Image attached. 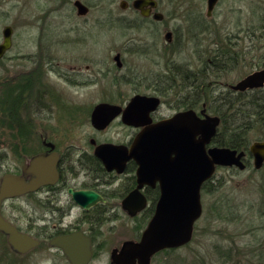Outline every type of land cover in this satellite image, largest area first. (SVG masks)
Listing matches in <instances>:
<instances>
[{"label":"rangeland","instance_id":"rangeland-1","mask_svg":"<svg viewBox=\"0 0 264 264\" xmlns=\"http://www.w3.org/2000/svg\"><path fill=\"white\" fill-rule=\"evenodd\" d=\"M73 1L0 0V41L2 30L6 26L13 28V46L8 55L16 56L13 61L16 67L10 70L23 73L30 68L31 84L47 92L43 117L37 119L38 115H34L33 120L37 128L41 126L46 131L48 141L57 142L61 149L68 147L71 162L83 154L91 155V139L97 143L126 144L136 133L117 120L103 131L94 130L90 114L96 103L112 96L129 98L134 92L156 94L161 100L158 115L171 116L188 104L184 97L194 99L186 92L189 88L184 87L185 82L180 80L179 73L186 70L199 76L206 74L208 78L201 101L207 115L216 117L214 111L217 109L224 112L225 121L219 123L216 135L219 132L222 139L229 137L231 132L239 133L238 125L243 124L242 133L249 146L262 140L263 128L258 120L264 122V118L256 117V98L264 101V89L226 98L222 97L223 89L216 83L236 85L250 73L264 70V0H222L214 12V20L208 25L209 31L203 36H192L188 32L185 0H162L160 11L165 19L154 34L146 29L114 28L110 18L135 17L130 10L124 12L119 8L120 0H89L92 2L90 14L82 19L77 17ZM251 19L254 24L248 25ZM237 25L245 30L248 26L252 30L254 27V35L248 39L241 34L234 47L238 53L233 52L225 63L231 70L210 77L205 62L211 63L215 58L209 54L205 56L203 46L221 41L228 44L224 38ZM165 27L178 29L173 44L164 40ZM115 52L124 58L127 67L123 74L128 78L127 82L122 80L117 85L111 83L113 78H120L116 72H107L104 65L97 64L99 58L105 59L106 55L105 61L110 62L109 55L112 58ZM27 55L43 58L48 55L56 72H50L49 67L40 71L33 63L27 66L24 60ZM7 60L2 64L8 69ZM89 60L94 61L89 74L97 81L83 90L68 86L66 79L71 76L72 68L84 70ZM51 97L54 100H50ZM38 145H34V151ZM122 180L115 181L116 199L109 202L110 206L117 207L115 215L100 225L96 252L90 264H108L111 251L135 240L136 232L144 227L140 226V217L131 219L121 209L119 197L125 187ZM211 183L210 192L203 193L201 189L203 214L196 223L192 242L156 255L151 264H264V167L255 170L249 160L243 171L235 167L218 168ZM78 213L77 209H72L69 220L76 219ZM44 257L50 264L51 256Z\"/></svg>","mask_w":264,"mask_h":264},{"label":"flooded vegetation","instance_id":"flooded-vegetation-1","mask_svg":"<svg viewBox=\"0 0 264 264\" xmlns=\"http://www.w3.org/2000/svg\"><path fill=\"white\" fill-rule=\"evenodd\" d=\"M134 1L136 0H120L119 8L124 12L130 10L135 15V17L132 19H127L122 16L112 17L110 18L111 24L114 25V28H122V26H125L127 28H136L138 30L146 29L148 31H153L154 34V30H156L165 19L164 14L160 11L162 7V0H152L153 2H149L148 4L144 5L141 10L135 9L133 7ZM75 2H79L86 9L84 14L81 15L78 13L77 8L74 6ZM221 3L222 0H217L211 8L209 14V0H185L184 8L187 11L186 25L188 32L192 36L195 34H198V36L205 35L204 33L209 31L208 25L214 20V12L221 5ZM91 5L92 2L89 0L73 1V7L75 9L76 15L81 19L86 18L90 14ZM204 9L206 11H204ZM129 20L131 21L127 22ZM252 21V19L251 22L249 20L248 25L250 23L253 25L254 23H252ZM262 26H264L263 22ZM10 28L12 30L11 46L0 56V186L3 177L11 175L19 178L20 186L18 187L17 185H14L13 189H17V192L21 193L2 200L0 205V215L19 233L31 237L32 239L36 240L38 244L23 253L15 251L8 244L7 235L0 231V264H40L38 262L39 260H44L41 262V264H47L46 258L44 257L47 254L51 256L50 264H72L65 257L63 251L60 248L53 247L50 243L55 238L68 236L77 232H81L85 237L90 239L91 258L87 263L90 264L93 261V257L96 252V237L97 234H99L100 227H102L100 225L105 223L108 217L115 215L114 213L116 210H114V208L117 207L109 205L111 200L116 199L115 181L121 180L120 182H122V178L125 181L124 191L119 197L121 199V205L122 200L137 187V165L133 160H130L126 163L122 173L119 174L116 171L108 172L102 163L94 156L95 147L104 143H97L95 140L91 139L89 141V144L93 147L91 155L83 154L81 157L71 162L68 147L61 149L57 142L48 141V135L46 131L41 126L37 128V125L33 120L36 115H38L36 117L37 119H42V114L45 110V104H47V92L45 89H42L41 87H34V85L31 84L32 70L30 68L25 70L23 73L10 70L11 67H16L13 62L16 56L10 57L8 55L11 53L13 46V28ZM164 30L165 42L167 44H173V40L175 41L176 36H178V29L172 27L171 30H169L167 27H165ZM254 32V27L252 30L251 27L248 26L245 30L240 29L237 25V28L230 32L228 31L224 38V41L227 40L228 44L221 41L220 43H213L211 46L206 45V47L203 46L202 52L205 54V56L209 54V57L219 60L217 62L220 63L217 66L216 71L221 75L226 74L231 70V67H225L227 65L224 63L223 57L225 56L227 60L230 58L233 52H236L234 47H237L236 43L239 42V38L241 39V34L244 38L247 37L248 39H251V35H254ZM2 43L3 34L0 45ZM236 53H238V51ZM110 57L111 54L109 55V59H111L110 62L105 61L107 55L105 59L98 57L102 61L99 60L97 64L104 65V67L107 68V72H116L115 75L120 77L117 79L114 76L115 78H113L111 81L113 85L119 84V82L122 80L127 82V75L123 74V71L127 67L124 58L121 57L119 52H115V54L112 55V58ZM25 58L26 59L24 60H26V64H28L27 66L31 67V64L33 63L34 67L40 68V71H42L44 67H49L50 72H56L55 67L51 66V58L48 57V55H46L44 58L39 57V55L35 57L27 55ZM6 60L8 63V69L2 64V62ZM102 62H104V64ZM106 62H108L110 65H108ZM87 63L88 64L85 65L84 70L81 68L76 69L77 67L72 68L71 76L66 79L68 86H73L78 90H83L87 89L92 83H94V81H97L96 77H91V74H89L91 72V68H94L93 65H91L94 63V61L89 60ZM207 63L208 61L206 60L205 67ZM171 69L172 67L168 68L169 74H171ZM253 73H250L249 75ZM170 78L171 76L168 77L169 81L171 80ZM201 79V82H203V85L201 86L202 90L204 88V82H206L207 86L206 74H204ZM157 84L159 85L158 82ZM217 84L223 89L221 91L222 97L226 98L230 96L234 97L250 95L264 89L263 86L262 88L258 89L234 91L231 89V86L233 85L229 83L217 82L216 85ZM153 86L156 87L154 84ZM186 92L192 94L194 99L191 100L189 97H184L183 99L188 104H186L187 108H184L181 111L193 110L197 118H203L204 115H207L205 106L203 103H201L203 98L201 96L198 97L196 91L190 90ZM203 93L204 91L201 92V95ZM135 96H145L148 98H157L159 100V106L157 109L149 114L152 123L170 118L177 113L176 112L168 117L158 115L161 100L156 94H139L134 92L129 98H123L120 96H118V98L114 96L111 98H103L94 105L91 114L96 106L102 104L117 106L120 107L121 110H124ZM50 100H54V98L51 97ZM199 103H201L200 108H198ZM217 117L221 122L222 117ZM116 120L122 123L121 113L116 116L111 121V123ZM125 126L134 129V131H136L135 135L141 130L140 127L135 128L133 126ZM134 136L126 144L118 145H125L129 147ZM91 141L94 143L92 144ZM261 141H264V131L262 133V140H258L256 142ZM37 143L39 144L38 148L34 151V145ZM209 147H214L212 141L208 145V148ZM237 152L244 153L242 161L245 164V169L249 165L248 157H250L253 165V158L249 153V148L247 152ZM53 153L58 155V162L56 166L58 178L53 183H36V175L38 171L31 166V161L33 158L39 155L49 156ZM84 158L89 159L88 161L91 160V162L97 160L101 167L93 168L85 166L81 162L85 160ZM75 163L77 164L75 165ZM263 167L264 163L262 168ZM112 177L115 178L114 181L111 179ZM70 190L76 192L84 190L93 191L97 193L102 199H104L105 203L99 201L87 210L82 209L73 202L72 197L69 194ZM140 192L144 196L146 202L145 208L141 212L137 213L135 216H129L127 212L121 207L122 211L131 219H137V217H140V220H142L144 216L149 213V218L147 219L146 223L143 224V229L139 228V230L136 232V239L131 241L134 243L140 241L144 229L146 228L151 217L154 215L155 208L161 194L158 182H156L153 186L144 185ZM72 209L78 210V217L76 219L69 220V215L72 214ZM196 223L194 224L193 235L195 232ZM80 224H82V227H80ZM192 239L188 244L192 242ZM120 248L121 247L114 249L119 250ZM169 250L172 249H164L158 252L156 255ZM155 256L152 257L150 264L152 263V260ZM108 264H112L111 258H109Z\"/></svg>","mask_w":264,"mask_h":264},{"label":"water","instance_id":"water-1","mask_svg":"<svg viewBox=\"0 0 264 264\" xmlns=\"http://www.w3.org/2000/svg\"><path fill=\"white\" fill-rule=\"evenodd\" d=\"M216 1L209 0V14ZM149 2L153 1L136 0L133 7L141 10ZM74 6L81 15L86 11L79 2H75ZM11 33L9 26L2 31L0 56L11 46ZM263 86L264 70H259L231 86V89L245 91ZM158 106L157 98L135 96L124 110L102 104L96 106L91 114V126L98 131L105 129L120 113L124 125L141 128L129 147L104 143L94 150V156L108 172L122 173L130 160L137 165V187L122 200V209L129 216H135L145 208V198L140 192L144 185L153 186L158 182L161 193L140 241L125 242L119 250L113 249L110 253L112 264H150L158 252L187 245L192 239L194 224L202 216L201 189L204 183L212 179L218 167L245 170L243 152L227 147L208 148L217 133L218 117L204 115L197 118L193 110H187L152 123L149 114ZM249 153L253 158V168L260 170L264 163V141L252 143ZM57 162L56 153L33 158L31 166L38 171L36 183H53L58 178ZM14 185L20 186L19 178L11 175L3 177L0 205L3 199L21 193L13 189ZM69 194L82 209L87 210L99 201L105 203L93 191L70 190ZM0 231L7 235L8 244L15 251L23 253L38 244L31 237L19 233L1 215ZM50 244L60 248L72 264H87L91 258L90 239L81 232L55 238Z\"/></svg>","mask_w":264,"mask_h":264},{"label":"trees","instance_id":"trees-1","mask_svg":"<svg viewBox=\"0 0 264 264\" xmlns=\"http://www.w3.org/2000/svg\"><path fill=\"white\" fill-rule=\"evenodd\" d=\"M214 60L212 61V63H207V68L209 69L208 70L209 71L208 74L209 75L211 74L210 77L214 76V74L217 75V76L221 75L220 73H217V71H216V68L219 65V63L217 61H219V60H217V59L215 61ZM223 61H224V63H226L225 56L223 57ZM263 67H264V65H263ZM179 75H180V80L185 82V86L184 87L189 88L188 91H190V90L191 91L192 90L196 91L198 97L199 96L202 97V95H201V92H202L201 86L203 85V82H201L202 81L201 74L199 76V75H197V74H195L193 72H190V71H186L185 72L184 71V72H180ZM207 80H208V78H207ZM259 99L260 98H256V100H257L256 101V106H257V108H256V117H258V119L262 118L260 116H263V118H264V103H263L264 101H263V99L262 100H259ZM225 107L229 108L227 106H225ZM183 108H187V105H183ZM214 114L218 115L219 117H222L221 123H224L225 115H224V112L222 110H218L217 109L216 111H214ZM262 121L258 120V123L260 124V127L263 128V131H264V122H262ZM245 123H248V122H245ZM238 127H240V129H239L240 132L239 133L231 132L229 134V137H225V138H222V139L220 138L219 132H218L216 137L213 139L212 144L215 145V146H218V147H227V148L234 149V150H237V151H245V152H247L248 148H249V145H248L247 142H245L246 137L242 133V131L245 130V129H242L243 128V124L238 125ZM248 158L250 160V157H248ZM93 160H95V159H93ZM81 162H82V164H84L87 167H93V168L101 167L100 163L97 160L93 161V162H91V160L88 161V162L83 160ZM211 184H212L211 181H207L206 183H204V185L202 186L203 193L206 192V191L210 192V189H208V187H210ZM148 218H149V213H147L144 216L142 221L140 220L141 221V225L140 226H142L144 223H146Z\"/></svg>","mask_w":264,"mask_h":264}]
</instances>
